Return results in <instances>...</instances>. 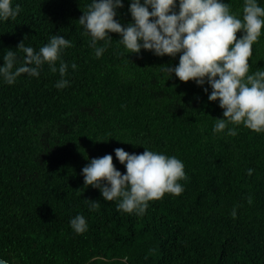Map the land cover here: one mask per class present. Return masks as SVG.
I'll return each mask as SVG.
<instances>
[{"label": "trees", "instance_id": "trees-1", "mask_svg": "<svg viewBox=\"0 0 264 264\" xmlns=\"http://www.w3.org/2000/svg\"><path fill=\"white\" fill-rule=\"evenodd\" d=\"M223 2L242 14L243 0ZM90 3L12 0L21 11L0 22V66L4 52L17 51L24 39L37 51L52 35L71 41L60 57L69 65L66 87H55L61 77L47 64L38 77L21 74L12 85L0 80V258L9 264H264V132L241 124L228 125L235 136L227 129L213 133L223 109L208 101L210 86L162 78L158 67L175 66L179 54H128L120 35L109 33L97 58L78 24ZM123 4L115 19L127 26L129 0ZM257 69L264 70V29L249 57V74ZM116 148L177 157L186 174L179 181L183 192L148 202L143 215L117 211L118 201L103 200L81 174L90 159L108 154L124 174ZM78 214L88 225L82 234L69 224Z\"/></svg>", "mask_w": 264, "mask_h": 264}, {"label": "clouds", "instance_id": "clouds-1", "mask_svg": "<svg viewBox=\"0 0 264 264\" xmlns=\"http://www.w3.org/2000/svg\"><path fill=\"white\" fill-rule=\"evenodd\" d=\"M123 7V0H91L87 11H82L78 24L90 37V46L94 47L97 58L112 40L109 33L120 35L117 42L128 54H139L142 49L158 57L175 58L179 54L175 66L158 67L162 78L167 81L174 75L182 82L210 86V94L208 88L203 89L208 101H219L223 109V118H216L213 133L227 129V135L235 136L236 129L228 125L241 124L254 132H264V70L249 74L252 47L264 29V6L259 0H243L240 16L232 14L229 4L223 0H129L128 12L132 19L127 26L115 19L117 10ZM20 11V5L13 7L12 0H0V22L14 20ZM24 41L17 45V51L4 52L0 80L12 85L21 74L38 77L41 67L47 64L61 77L55 87H66L68 81L63 77L69 65L60 57L64 49L71 47V41L63 35H52L38 51L26 46ZM98 41L105 44L96 47ZM17 52L22 55L18 56ZM18 60L22 63L14 68ZM76 67L75 63L71 64L73 70ZM114 152L126 169L124 174L114 166L111 154L90 159L81 174L85 186L99 189L103 200L118 201L117 211L143 215L148 202L166 193L178 196L183 192L179 181L186 179V174L183 162L177 157L147 148L141 154H129L123 148H116ZM252 171L248 169V175ZM96 206L93 201L90 210ZM232 215H236L235 209ZM69 224L77 234L87 231L83 215L72 217ZM0 264L8 261L0 259Z\"/></svg>", "mask_w": 264, "mask_h": 264}, {"label": "water", "instance_id": "water-1", "mask_svg": "<svg viewBox=\"0 0 264 264\" xmlns=\"http://www.w3.org/2000/svg\"><path fill=\"white\" fill-rule=\"evenodd\" d=\"M1 259V258H0ZM9 264V263H8Z\"/></svg>", "mask_w": 264, "mask_h": 264}]
</instances>
